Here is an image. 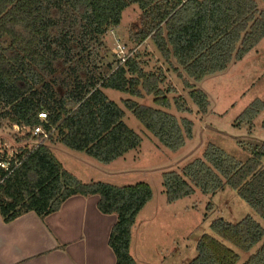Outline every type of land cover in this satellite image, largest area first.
<instances>
[{"label": "trees", "instance_id": "obj_1", "mask_svg": "<svg viewBox=\"0 0 264 264\" xmlns=\"http://www.w3.org/2000/svg\"><path fill=\"white\" fill-rule=\"evenodd\" d=\"M132 4L141 11L135 40L152 38L166 61L174 58L180 67L174 68L177 77L202 114L210 101L193 82L226 70L264 38V9L256 0H0V116L28 129L22 136L28 143L0 160L7 163L0 164L2 219L9 223L29 212L44 218L70 197L96 195L98 210L117 218L108 240L116 264H138L130 253L132 228L153 198L150 185L83 182L63 167L49 144L61 143L104 164L136 148L140 135L125 124L124 111L108 99L105 89L135 97L152 95L161 108L132 99L124 104L169 149L179 150L192 137L193 121L165 110L172 106L166 94L176 89H164L163 72L145 71L138 55L108 68L97 82L77 70L88 44L119 26L123 11ZM59 65L72 66L69 79L57 75ZM61 84L63 94L56 89ZM174 104L179 112L190 111L182 96ZM263 109L264 100H254L239 115L238 124L251 125ZM38 126L43 132L35 135ZM30 140L37 143L30 145ZM162 177L169 203L194 194L196 187L214 194L228 186L264 220V144L244 162L209 144L202 157ZM210 229L216 236L203 234L188 264H239L240 255L225 242L248 252L262 241L241 264H264V227L252 216L237 223L217 218Z\"/></svg>", "mask_w": 264, "mask_h": 264}, {"label": "rangeland", "instance_id": "obj_2", "mask_svg": "<svg viewBox=\"0 0 264 264\" xmlns=\"http://www.w3.org/2000/svg\"><path fill=\"white\" fill-rule=\"evenodd\" d=\"M256 1L260 9H264V1ZM140 18L138 5L127 7L122 13L119 26L110 29L100 41L88 44V54L84 53L86 59L83 64L79 63L77 70L83 77H93L96 82L99 81L107 74L108 68L121 65V54L115 52L117 44H121L125 47L127 58L139 56L137 60L142 62L145 71L163 72L166 77L165 83H162L164 89L170 86L176 89V92L166 94L172 106L165 110L179 119L192 120V137L186 139L185 145L179 150L169 149L124 104L126 99H132L144 106L161 108L154 103L152 95L135 97L129 93L105 89L108 99L122 108L125 124L140 135L141 143L109 164L71 150L61 143L49 146L63 167L83 182L101 181L118 186L139 182L149 184L153 198L138 215L132 230L130 253L138 264H188L196 255L199 238L203 234L214 235L210 224L217 218L237 223L250 215L264 227L263 218L236 190L228 186L214 194L203 193L196 187L194 194L169 203L162 177L164 172L178 171L195 158L202 157L209 144L225 150L242 162L251 157L254 149L264 144V109L251 125L237 122L239 115L254 100H264V38L226 70L195 83L197 88L209 94V109L202 114L189 97V89L177 77L178 73L174 68L180 67L174 58L166 61L152 38L142 43L135 40L134 34L141 27ZM59 66L57 75L61 79H69L72 66ZM76 67L75 65L74 68ZM56 89L61 94L66 92L65 85L62 84ZM178 96H182L190 108L189 112H179L176 109L174 99ZM27 130L0 116V160L4 156L9 158L16 149L28 143L22 138ZM29 143L33 145L37 141L30 140ZM4 151H7V155ZM225 243L240 255L241 264L262 246L263 241L248 252L230 242Z\"/></svg>", "mask_w": 264, "mask_h": 264}, {"label": "crops", "instance_id": "obj_3", "mask_svg": "<svg viewBox=\"0 0 264 264\" xmlns=\"http://www.w3.org/2000/svg\"><path fill=\"white\" fill-rule=\"evenodd\" d=\"M97 202L73 196L44 218L29 212L9 223L0 214V264H116L108 240L117 218Z\"/></svg>", "mask_w": 264, "mask_h": 264}, {"label": "built area", "instance_id": "obj_4", "mask_svg": "<svg viewBox=\"0 0 264 264\" xmlns=\"http://www.w3.org/2000/svg\"><path fill=\"white\" fill-rule=\"evenodd\" d=\"M117 54L119 53V54H121L120 55V60H121V64H123L125 61H126V59H127V55H126V52H125V47L124 46H122L121 44H117V47H116V51H115ZM40 116H42V117H44L45 115L44 114H40ZM43 132V130H42V128L40 127V126H38V127H35V130H34V134L35 135H38V134H41ZM47 137V135L46 134H44V138H46ZM3 167H6L7 165V163H0Z\"/></svg>", "mask_w": 264, "mask_h": 264}]
</instances>
